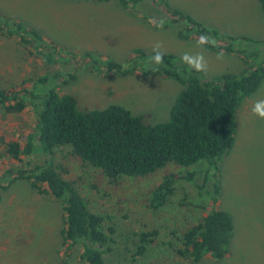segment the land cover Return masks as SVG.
Segmentation results:
<instances>
[{
  "label": "rangeland",
  "instance_id": "rangeland-1",
  "mask_svg": "<svg viewBox=\"0 0 264 264\" xmlns=\"http://www.w3.org/2000/svg\"><path fill=\"white\" fill-rule=\"evenodd\" d=\"M169 1L209 30L217 29L220 36L264 40V12L259 1L257 11L254 0H242L245 9L239 15L238 26L228 6L239 0ZM0 11L67 48V52L58 53L47 49L41 55L28 51L18 40L0 35V90L23 82L32 86L39 77L54 76L38 86L36 93L45 95L56 89L62 95L74 96L81 110L119 105L142 117L146 124L168 122L184 89L181 83L164 75L145 76L137 71L121 76L108 69L109 63L123 68L158 66L149 61L158 43L160 52L173 54L180 62L185 53L202 54L207 63V71L200 73L204 81L227 72L240 74L246 69V64L234 55L224 54L217 59L218 53L198 45L196 37L181 39L179 32L185 23L165 26L169 15L153 0L137 5L133 11L125 9L119 0H0ZM161 21L162 28L157 26ZM216 41L218 45L225 44L222 39ZM253 48L252 44L236 45V49ZM137 50L146 57L136 59ZM48 55L55 60L53 64L47 62ZM263 61L261 50L250 65ZM185 67L190 73L192 69ZM173 72L186 74L182 65ZM258 101H264V82L238 112L235 146L219 165L220 179L215 176V168L201 161L188 168L171 164L146 177L122 176L118 184L102 175L99 168L83 165L70 153L71 147L57 150L54 161L68 171L67 179L90 210L105 218L106 233L112 238L105 249V264H189L176 255L182 232L217 209L230 212L234 219L230 253L223 260L206 256L202 264H264V119L252 112ZM36 123L32 105L20 114L0 113V264H61L63 258L62 205L39 193L31 182L12 183L7 175L9 169H32L50 158L36 151L16 162L6 155V144L18 141L25 145ZM190 173L191 181L185 179ZM171 174L180 178L174 195L162 208L151 209L150 194ZM218 180L219 195L215 187ZM152 231L158 232L154 243L140 254L141 234ZM81 252L82 247H77L68 263L84 264Z\"/></svg>",
  "mask_w": 264,
  "mask_h": 264
},
{
  "label": "trees",
  "instance_id": "trees-1",
  "mask_svg": "<svg viewBox=\"0 0 264 264\" xmlns=\"http://www.w3.org/2000/svg\"><path fill=\"white\" fill-rule=\"evenodd\" d=\"M119 1L125 9L133 11L137 5L148 0ZM153 1L169 15L165 19V26L185 23L179 32L181 39H199L201 35L222 39L225 44L218 47L204 46L211 52L223 51L224 54L238 57L246 64V69L240 74L227 72L204 81L195 70L188 73L185 64L173 54L163 53V64H167V68L163 64L151 69L138 65L123 68L122 65L109 63L108 69L121 76L141 71L145 76L172 77L184 86L173 105L171 119L157 125L146 124L142 117L133 115L119 105L102 110H81L74 96L62 95L56 89L38 95L37 87L47 84L54 76L39 77L32 86L23 82L12 89L0 90V113L20 114L29 105L35 108V132L27 137L25 145L18 141L7 143L6 155L16 162H21L22 156H32L36 151L50 158L45 164H36L32 169H9L7 175L12 183L18 180L31 182L39 193L53 197L62 205L64 252L61 264H69V259L79 246L82 247L80 260L84 264H105V249L112 238L106 233L105 218L90 210L78 189L67 179L68 171L54 161L57 150L71 147L70 153L83 165L99 168L102 175L118 184L122 176L146 177L171 164L188 168L201 161H207L215 168V176L220 179L219 165L235 146L238 112L264 82V61L250 65L252 58L264 50V40L245 36L225 38L218 31L206 28L187 12L173 7L169 0ZM258 1L264 12V0ZM0 35L18 40L19 45L28 51L34 50L41 55H45L44 50L47 49L57 53L60 50L67 52V48L47 40L37 29L27 27L1 11ZM241 44H252L254 48L236 49V45ZM136 56V59L145 58L146 54L137 50ZM45 57L49 64L55 61L50 55ZM86 57L91 58V55ZM181 65L186 72L182 76L173 72L174 68ZM179 179L177 174L167 176L150 194L149 207L158 210L165 206L174 195ZM185 179L191 181L193 173L187 174ZM215 187L219 195V180ZM217 200L215 198L214 201L217 203ZM234 228L230 212L214 210L182 232L176 255L189 264H202L206 256L223 260L230 253ZM157 235V231L141 234L140 254L154 243Z\"/></svg>",
  "mask_w": 264,
  "mask_h": 264
},
{
  "label": "clouds",
  "instance_id": "clouds-1",
  "mask_svg": "<svg viewBox=\"0 0 264 264\" xmlns=\"http://www.w3.org/2000/svg\"><path fill=\"white\" fill-rule=\"evenodd\" d=\"M158 27H163V22L161 21ZM198 45H211L213 47H218V43L215 38L207 36V35H201L199 40L197 41ZM160 44H156L153 48L154 56L149 58V61L151 63H154L156 65H161L164 63V54L159 51ZM223 51L218 53L217 59L223 58ZM182 63L188 66L189 69L195 70L197 73H202L207 71V63L204 59V56L202 54H197L195 56L190 55L188 53H185L181 57ZM252 112L254 115L258 116L261 119H264V101H258L255 106L252 108Z\"/></svg>",
  "mask_w": 264,
  "mask_h": 264
},
{
  "label": "crops",
  "instance_id": "crops-1",
  "mask_svg": "<svg viewBox=\"0 0 264 264\" xmlns=\"http://www.w3.org/2000/svg\"><path fill=\"white\" fill-rule=\"evenodd\" d=\"M253 1V0H252ZM258 0H254V5L257 7V11H258ZM242 0L236 1L232 6H228V13L231 14V17H233V20L235 21V26H238V24L240 23V13L242 14V9H245V6L243 3H241ZM250 7V6H249ZM217 30V29H216Z\"/></svg>",
  "mask_w": 264,
  "mask_h": 264
}]
</instances>
